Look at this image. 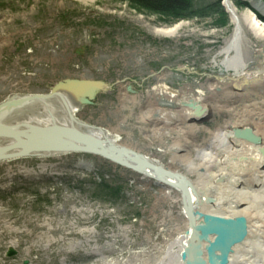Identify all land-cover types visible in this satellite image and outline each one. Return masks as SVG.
<instances>
[{"label": "rangeland", "instance_id": "374dc122", "mask_svg": "<svg viewBox=\"0 0 264 264\" xmlns=\"http://www.w3.org/2000/svg\"><path fill=\"white\" fill-rule=\"evenodd\" d=\"M230 1L240 13L264 0ZM177 23L172 35L157 31ZM240 24L246 75L264 77V40ZM235 28L222 0H186L176 12L136 0H0V114L10 116L0 125L66 123L97 132L93 142L104 152L34 156L0 142V264H159L186 229L180 191L126 162L134 152L199 182L203 170L188 164H203L199 144L224 154L213 135L235 125L242 108L234 95L222 96L225 87L237 93L232 82L241 81L221 65ZM64 79L101 87L87 100L77 91L84 105L69 112L73 93L55 88ZM161 85L177 96L160 93ZM66 90L67 101L48 99L59 101L56 108L33 98L39 105L20 111L27 95ZM196 98L219 110L194 123L186 109ZM248 99L263 106L264 95Z\"/></svg>", "mask_w": 264, "mask_h": 264}, {"label": "bare ground", "instance_id": "6f19581e", "mask_svg": "<svg viewBox=\"0 0 264 264\" xmlns=\"http://www.w3.org/2000/svg\"><path fill=\"white\" fill-rule=\"evenodd\" d=\"M222 2L230 13L231 21L236 24V28L228 44L220 50V54L223 55L221 65L226 70H231L234 76H239L241 79V81L234 79L232 82V85L237 89V93L230 92L225 87V89L222 88V96L229 98L234 95L239 99V106L242 107L238 110L239 113L241 111V115L236 118L235 125L218 128L213 135V144L219 149H224V154L222 156L220 154L218 155L213 148L199 144L201 149L198 156L203 164L198 169H196L194 161L189 160L188 164L193 170L199 171L202 169L203 172L200 173L199 182H192L185 175L170 170L159 163H144L143 156L141 158V156L134 154V152L132 153V150L117 149V152L127 151L130 153L129 151H131L135 155L129 156L131 162H126L127 165H133L135 162V165L138 166L137 168L143 169L146 172H149L151 168L158 173L157 177L161 181H165L171 185L175 184L180 191L185 217L183 222L186 229L179 232V235L172 239L159 264H186L189 258L194 260L193 264H202V260L206 264H213L214 261L208 256L209 249L213 246L221 247L226 242L224 240L228 237L227 230H224V226L227 223L223 222V219H240L242 221L241 228L245 232L243 239H237L236 236H232L234 241L225 264H264V99L262 101L263 106L256 103L254 104L256 106L246 104L249 101V96L254 95L258 97L264 95V77H247L246 75V63L241 50L242 28L240 24L241 19L254 37L259 40H264V21L259 16V14L264 15V1L254 2L251 8H247L240 13H237V9L230 0H222ZM252 8L258 11L259 14L253 11ZM181 27L182 23H177L157 31L160 34L172 35ZM72 80L64 79L58 82L62 83V85L71 86L70 92L73 93L72 98L70 97V103L66 105L69 112L73 108L79 109L83 104V99L75 95L78 90L82 92L83 98L86 99V97L94 93V87H101L97 82L90 83L78 79L82 81L80 85ZM157 90L160 93L170 94L172 97L177 96V92L167 85H161ZM54 95L58 100L67 101L65 99L68 98L69 93L66 90L65 93L54 92ZM44 97L47 98L41 100L43 104L45 103L44 105H50V102H52V106L54 105L53 108H56V105H60L58 103L59 101L55 98L48 100L53 96L43 95ZM32 98L29 95L23 98L30 103L27 104V107L26 104L22 105L20 111L26 109L34 110V107L39 105H32L34 101ZM213 103H215L213 100L211 103V101L209 102L202 98H196V100L191 99L190 105H188L189 110L186 109L188 117L194 123L202 122V118H207L213 112V109L219 108L218 105H212ZM11 105L7 109L11 110ZM3 110L5 109H2L1 112H4ZM56 110L58 111V109ZM60 112L61 115L67 114L66 110L64 112L63 109ZM8 114L9 112L0 114V119L3 120L4 117L9 119L10 116H7ZM51 125H56V127L53 128ZM37 127H50L49 134L53 133L54 129L56 130L60 127H65L68 132L74 130L73 127L66 123H48L44 126L38 125ZM21 129H28L27 131H30V133L16 129L19 135L15 136L16 138L5 137L7 138L5 139L0 137L1 145L6 150L11 147L18 153L23 150V145L27 146L28 142L33 141V139H23V135L25 137L27 134L34 133V130H31V126L28 128L25 126ZM85 129L88 131V128ZM2 130L0 129V131ZM22 131L25 134H22ZM82 133L86 135L82 142L87 144L86 142H90V140L94 141V132H90V134L92 133L91 135ZM178 138L180 139V137ZM178 138L176 140L179 141ZM51 139L50 137H39L36 147L32 148H42V144L44 146L47 145L52 141ZM53 140L58 142L57 145L59 147H64V143L61 140ZM21 141L27 144L23 143L21 145L19 143ZM177 145H179L178 142ZM3 147H0V151H5ZM45 154L42 151H32L26 155L45 156ZM119 156L121 158V153ZM179 158L187 161V157L179 156ZM118 161L124 162L121 160ZM145 161L148 160L146 159ZM249 175H251L252 179H246ZM176 187L175 189H177ZM204 215L212 217V220L207 223ZM212 228L214 229L213 231L204 232L205 234L203 235L202 231H208V229ZM184 253H188V256L190 254L187 260L184 259ZM217 261L218 263H222L219 259Z\"/></svg>", "mask_w": 264, "mask_h": 264}, {"label": "water", "instance_id": "95a60500", "mask_svg": "<svg viewBox=\"0 0 264 264\" xmlns=\"http://www.w3.org/2000/svg\"><path fill=\"white\" fill-rule=\"evenodd\" d=\"M72 81L77 82L78 84H80L82 82V81H79V80H76V79L75 80L73 79ZM55 88H62V89L71 90L70 89L71 86L62 85V83H58ZM47 96H49V95H47ZM52 96H54V94ZM30 97L38 98V99H47L45 97L43 98V95H34V96H30ZM51 127L55 128L56 125H51ZM57 127H59V126H57ZM31 128H32L31 130H34V133H32L30 135L27 134V133H30V131H27L28 129H26V130L23 129L24 132L27 131V133H26L27 136L24 137V135H23V139L24 140L25 139H31V140L33 139V141L28 142V145L30 146V148H29L28 145L27 146L23 145V143H25V142H23L24 141L23 140V141H21L19 143L21 145H23V147H24L23 150L24 151L21 150L22 153L18 152L17 154H29L32 151L35 152V151H72V150H89V151H95V152H99V153L104 154V152L100 148H98L92 140H90V142H86L87 144L82 142V140L86 137V135L83 134L82 132L77 131V130H71V132H68V131H66L65 127H60V128H57L56 130L54 129L53 133L49 134V129L51 130L50 127H48V128L47 127L46 128H44V127H42V128H40V127L39 128L38 127H31ZM0 129H3L2 131H0V137H15V136H19L18 132H16V130H14L12 128H9V127H6V126H1ZM23 131L21 133L25 134ZM66 136L77 137V138H75V139H77V143L73 142V141H69L68 139L65 138ZM39 137H42V138L50 137V138H52L51 139L52 141L50 143H48L47 145H45V146H44V144H42L43 145L42 148H32V147H36V145L38 143L37 139ZM53 139H56V140H59V141L61 140V142L64 143V147H59L57 145L58 142L54 141ZM25 144H27V143H25ZM204 217H205V220H206L207 223H209L212 220V217H210V216H207V215L205 216L204 215ZM222 221L227 223L226 226H224L225 227L224 230H227L228 237L224 240L226 242L221 247L213 246V247H211L209 249L208 256H209V258L211 260L214 261L213 264H225L227 262V255L231 251V247H232V244H233V241H234L232 236L233 235L236 236L237 239L238 238L239 239H243V237L245 235L244 230L241 228L242 221L240 219H234V220H232V219H223ZM213 230L214 229L212 228V229H208V231H202V232H203V235H204L206 232H211ZM188 257H190V254L188 256V253H184V259L187 260ZM218 259L222 263H218V261H217ZM187 261L188 262L186 264H193L194 260L189 258ZM201 262H202V264H206V262L203 261V260Z\"/></svg>", "mask_w": 264, "mask_h": 264}, {"label": "trees", "instance_id": "16d2710c", "mask_svg": "<svg viewBox=\"0 0 264 264\" xmlns=\"http://www.w3.org/2000/svg\"><path fill=\"white\" fill-rule=\"evenodd\" d=\"M136 1H138L141 5H153L163 9L167 8L174 12L182 9L186 4V0H136Z\"/></svg>", "mask_w": 264, "mask_h": 264}]
</instances>
